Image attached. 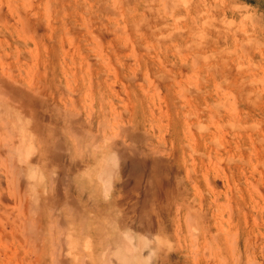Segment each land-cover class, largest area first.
<instances>
[{"label": "rangeland", "instance_id": "rangeland-1", "mask_svg": "<svg viewBox=\"0 0 264 264\" xmlns=\"http://www.w3.org/2000/svg\"><path fill=\"white\" fill-rule=\"evenodd\" d=\"M262 166L264 0H0V264H109L130 231L148 264H264Z\"/></svg>", "mask_w": 264, "mask_h": 264}, {"label": "bare ground", "instance_id": "bare-ground-1", "mask_svg": "<svg viewBox=\"0 0 264 264\" xmlns=\"http://www.w3.org/2000/svg\"><path fill=\"white\" fill-rule=\"evenodd\" d=\"M103 94V93H102ZM37 96V95H36ZM101 96V95H100ZM103 96V95H102ZM101 98H103V97H101ZM104 99V98H103ZM190 99V98H189ZM188 98H187V100H189ZM100 100V99H99ZM102 102L103 101H105V100H101ZM107 102V101H106ZM101 103V102H100ZM104 103V102H103ZM103 103H101V105L103 104ZM186 103L188 104V101H186ZM190 105V104H189ZM102 107H104V105L102 106ZM102 109V108H101ZM104 110V109H103ZM179 114H180V112H179ZM9 115V114H8ZM8 115H6V116H8ZM93 115V114H92ZM185 115H186V111H185ZM10 118H11V116H9ZM14 118V117H13ZM17 118H19V117H17ZM12 119V118H11ZM16 119V118H15ZM14 119V120H15ZM22 120V119H21ZM20 120V121H21ZM92 120H93V117H92ZM91 120V121H92ZM101 120V119H100ZM12 121V120H11ZM16 121H17V119H16ZM90 121V120H89ZM14 123V122H13ZM13 123L11 124V125H13ZM186 123V122H185ZM19 124H21V122L19 123ZM19 124L18 123H16V126L18 125L19 126ZM15 125V124H14ZM98 125H99V127H100V125H101V123L99 124L98 123ZM21 126V125H20ZM19 126V127H20ZM12 127V126H11ZM27 127V126H26ZM26 129V128H25ZM24 129V130H25ZM11 131H13V130H11ZM26 131V130H25ZM14 132V134L12 135V137H14L15 136V132L16 131H13ZM17 132H18V130H17ZM19 133V135H20V133H21V131L20 132H18ZM18 133H17V135H18ZM25 133V132H24ZM27 133H28V131H27ZM26 134V133H25ZM25 134L23 135V132H22V135H21V139H22V141L21 140H19V141H21V142H19V144L17 143V145L18 146H16V147H14V146H12V148L11 149H9L10 147H8V149L10 150H8L7 152H8V154H9V152L11 153L10 154V158H12V157H14V159H9V160H11V161H13L11 164H12V166L15 164L16 165V167L14 166L13 167V169L15 170H17V173H18V177L20 178V179H22L23 181H24V185H25V187L27 188V191H28V197L30 198H28V200H31L32 199V201H34L35 202V204H37L38 203V201H39V198H41V197H39V195H38V193L36 192V188H37V186H41V184H43V182H44V176H43V174L39 171V169H37V168H34L36 165L35 164H33V165H35V166H31L30 164H31V162H30V164H28L29 162H28V160H29V157L33 154V152H34V147L35 146H33V144L31 143V142H33V141H31L29 138H27V136L26 137H24L25 136ZM29 134V133H28ZM16 135V136H17ZM107 135V134H106ZM111 135V134H110ZM30 137V136H29ZM107 137V136H106ZM15 138V137H14ZM36 138V137H35ZM108 138V139H107ZM106 139L107 140H109V138L110 137H107ZM112 139H113V137H111ZM110 138V140H112ZM17 139V138H16ZM32 140H33V136H32ZM35 140V139H34ZM18 141V140H17ZM24 141V142H23ZM79 140L77 139V142H78ZM95 141H96V139H95ZM95 141H93V143L94 144H96V142ZM14 142V141H13ZM103 142V141H102ZM108 143L110 142V141H107ZM106 142V143H107ZM105 143V142H104ZM77 144V143H76ZM78 145H79V143H78ZM97 145V144H96ZM96 145H94V146H96ZM106 145V144H105ZM4 147V146H3ZM77 148H78V146H77ZM93 148V147H92ZM94 148H96V147H94ZM192 148V147H191ZM80 149H81V147H80ZM36 150V149H35ZM93 151H95V149L93 150ZM108 153V152H107ZM115 154V153H114ZM113 153H109V155H107L106 156V160L104 161H102L103 163H101V165H103L104 164V162H105V164H106V166L105 165H103V166H101V167H104L102 170H101V172L99 173V171H100V169H99V171H98V173H97V176H98V178H99V184L101 185L100 187L102 188V192H103V194L105 195L104 197H105V199L107 198V196H109V193H110V190H111V187H112V182H113V179L115 178L114 177V173L116 172H114V169H116L115 167H116V164H117V158H116V156L114 155ZM11 155H12V157H11ZM11 161H9V162H11ZM15 162V163H14ZM44 162V161H43ZM14 163V164H13ZM34 163V162H33ZM10 164V165H11ZM220 164V163H219ZM45 165V164H44ZM46 166V165H45ZM50 166V165H49ZM37 167V166H36ZM41 167V166H40ZM100 167V166H99ZM100 167V168H101ZM263 168H264V166H262ZM11 168V167H10ZM86 168V167H85ZM12 169V168H11ZM12 169V170H13ZM223 169V168H222ZM15 170V171H16ZM40 170H41V168H40ZM52 170V169H51ZM50 170V171H51ZM53 170H55V169H53ZM83 170H85V169H83ZM88 170H90V169H88ZM244 170V169H243ZM49 171V170H48ZM57 171V170H56ZM12 172H14V171H12ZM58 172V171H57ZM87 172V171H86ZM16 173V172H15ZM52 173V175L54 174L53 172H50V174ZM56 173V172H55ZM99 174V175H98ZM15 175V174H14ZM83 175V174H82ZM262 175V174H261ZM54 176V175H53ZM60 176V175H59ZM227 176V175H226ZM49 177V176H48ZM52 177V176H51ZM73 177V176H72ZM88 177V176H87ZM262 177V176H261ZM11 178H14L13 176L11 177ZM20 179H18V180H20ZM51 179V178H50ZM50 179H49V181H50ZM71 179V178H70ZM57 180V179H56ZM74 180V179H73ZM264 180V179H263ZM52 181V180H51ZM66 182V181H65ZM71 182V181H70ZM263 182V181H262ZM21 183H23V182H21ZM52 183V182H51ZM81 183V182H80ZM84 183H86V182H84ZM88 184V183H87ZM98 184V185H99ZM50 185V184H49ZM48 185V186H49ZM51 185H53V184H51ZM45 186V185H44ZM47 187V186H46ZM91 187V186H90ZM43 188H45V187H43ZM51 188H52V186H51ZM50 188V189H51ZM84 188V187H83ZM25 189V188H24ZM49 189V188H48ZM44 190V189H43ZM42 190V191H43ZM54 190V189H53ZM45 191V190H44ZM258 191V190H257ZM39 193H41V191L39 192ZM48 193V192H47ZM54 193V192H53ZM44 194H45V192H44ZM44 194H42V195H44ZM260 194V193H259ZM46 195V194H45ZM44 195V196H45ZM1 196V195H0ZM92 196V195H91ZM231 196V195H230ZM260 196H261V194H260ZM259 196V197H260ZM25 196H23V198H24ZM103 197V196H102ZM241 197V196H240ZM262 197V196H261ZM97 198V197H96ZM0 199H2V198H0ZM92 199V198H91ZM263 199V198H262ZM24 200V199H23ZM201 200H202V198H201ZM231 200V199H230ZM256 201V200H255ZM1 202V201H0ZM34 202H32V203H34ZM30 203V202H29ZM27 204V203H26ZM31 204V203H30ZM29 204V205H30ZM33 205V204H32ZM31 205V206H32ZM39 205H40V203H39ZM44 205V204H43ZM264 205V204H263ZM42 206V205H41ZM40 206V207H41ZM33 207H35V205H33ZM48 207H50V206H48ZM264 207V206H263ZM37 208V207H36ZM39 208V207H38ZM51 208V207H50ZM53 208V207H52ZM55 208V207H54ZM53 208V209H54ZM57 208V207H56ZM74 208H75V206H74ZM33 209V208H32ZM35 209V208H34ZM28 210H30L31 211V207H30V209H28ZM56 210V209H55ZM60 210V209H59ZM58 210V211H59ZM225 210H226V208H225ZM29 211V212H30ZM36 211V210H35ZM34 211V212H35ZM57 211V212H58ZM70 211V210H69ZM231 212H232V210H230ZM25 212V211H24ZM23 212V213H24ZM26 212H27V210H26ZM33 212V213H34ZM39 212V211H38ZM71 212V211H70ZM73 212V211H72ZM32 212H30V213H28L29 214V216L30 215H32V216H27L28 218L26 219V220H28L29 218H32L34 215L33 214H31ZM25 214V213H24ZM27 214V215H28ZM22 215V214H21ZM64 216V215H63ZM73 216V215H72ZM81 217H82V215H80ZM24 217H26V214L24 215ZM35 217H37L36 215H35ZM62 217V216H61ZM95 217V216H94ZM229 217H231V216H229ZM39 218V217H38ZM64 218V217H63ZM83 218V217H82ZM23 219V218H22ZM34 219V218H33ZM85 219V218H84ZM25 219H23V221H26ZM31 219H29L28 221H30ZM86 220V219H85ZM189 220V219H188ZM34 221L36 222V225L38 224L37 223V221H39V220H35L34 219ZM34 221H32L31 220V222L33 223ZM41 221V220H40ZM75 221V220H74ZM83 221V220H82ZM87 221V220H86ZM86 221H84V222H86ZM27 222V221H26ZM34 222V223H35ZM76 222V221H75ZM32 223H30V224H28V226H30ZM40 223V222H39ZM70 224H72V223H70ZM69 224V225H70ZM98 224V223H97ZM109 224V223H108ZM20 225H21V223H20ZM26 225V224H25ZM76 225V224H75ZM24 226V225H23ZM27 226V227H28ZM60 226V225H59ZM71 226V225H70ZM69 226V227H70ZM80 226V225H79ZM83 226H84V223H83ZM93 227V226H92ZM191 227V226H190ZM32 227H30V229H31ZM61 228H63L64 229V227L62 226ZM60 228V229H61ZM66 228V227H65ZM77 228H79V227H77ZM81 228V227H80ZM221 228V227H220ZM30 229H28V232H29V230ZM53 229V228H52ZM59 229V230H60ZM75 228H73V230H74ZM81 229H83V228H81ZM85 229V228H84ZM202 229H203V227H202ZM54 230V229H53ZM67 230H69V229H67ZM89 230V229H88ZM94 230V229H93ZM193 230V229H192ZM204 230H205V228H204ZM219 230V229H218ZM217 230V231H218ZM35 231V230H34ZM61 232L63 231V230H60ZM84 231V230H83ZM65 232V231H64ZM73 232V231H72ZM81 232V231H80ZM131 232V231H130ZM127 233V234H125V236L123 237L124 239H125V241H126V245H125V247H123L122 245L123 244H121L120 242L119 243H117L116 244V242H115V244H113L114 246H115V248L114 247H111L113 250H111L110 248H108L107 246H111L112 244H110V245H107L106 247L108 248H106L107 250H109V252H111L112 253V255H111V258H110V262H109V260H108V257H107V262H109V264H142L143 262H144V264L146 263V264H148L147 262H149V261H151L152 259V255H153V253H149V255L147 256V257H144V258H146L145 260H143L142 262H141V260L142 259H144V258H141L142 256H141V251L139 252V250H140V248H142V247H145V245L147 244V242L148 241H143V239L141 240V239H138L139 237L137 236V235H132L131 233ZM201 232V231H200ZM205 232V231H204ZM203 232V233H204ZM207 232V231H206ZM219 233H220V231H218ZM31 233H32V231H31ZM35 233H36V231H35ZM38 233V232H37ZM125 233V232H124ZM123 233V234H124ZM34 234V233H33ZM139 234V233H138ZM36 235V234H35ZM35 235H34V238H35ZM40 235V234H39ZM64 236L65 235H69V234H63ZM37 236V235H36ZM73 236V235H72ZM96 236V235H95ZM138 238H137V237ZM235 236V235H234ZM12 237H13V235H12ZM30 237V236H29ZM43 236H41V238H42ZM63 237V236H62ZM76 237V236H75ZM79 237V236H78ZM87 237V236H86ZM117 237V236H116ZM30 238H32V237H30ZM61 238V237H60ZM120 238V237H119ZM144 238V237H143ZM27 239V238H26ZM64 239V238H63ZM63 239H62V242H64L63 241ZM67 239V241L68 242H66V246H68V249H66V253L69 255V254H71V251H73L72 250V248H74V245H75V242L73 243L69 238H66ZM69 239V240H68ZM72 239V238H71ZM88 239V238H87ZM106 239H107V237H106ZM121 239H122V237H121ZM233 239V238H232ZM25 240V239H24ZM73 240V239H72ZM77 240V239H76ZM120 240V239H119ZM247 240V239H246ZM5 241V240H4ZM31 241V240H30ZM141 241H142V243H141ZM34 242V241H33ZM35 242H37V241H35ZM121 242H122V240H121ZM124 242V241H123ZM77 243V242H76ZM107 243V242H106ZM28 244H29V242H28ZM31 244H32V242H31ZM40 244V243H39ZM64 244V243H63ZM80 244V243H79ZM93 244H95V243H93ZM30 245V244H29ZM28 245V246H29ZM33 246H31V247H34L35 246V248H37L36 246L37 245H35V244H32ZM60 245V244H59ZM121 245V246H120ZM75 246H77V245H75ZM105 246V245H104ZM152 246V245H151ZM60 247V246H59ZM65 247V246H64ZM78 247V246H77ZM80 247H81V245H80ZM93 247V246H92ZM60 248H62V247H60ZM60 248L58 249V252H60ZM76 248V247H75ZM83 248H84V250H86V252H88V253H90L92 250H90L91 249V247H90V243H89V241H86V242H84V244H83ZM82 248V249H83ZM146 249H147V247H145ZM154 248V247H153ZM1 249V248H0ZM33 249V248H32ZM64 249V248H63ZM81 249V248H80ZM106 249H105V251H106ZM34 250V249H33ZM76 250V249H75ZM79 250V249H78ZM77 250V251H78ZM95 250V249H94ZM152 250V249H151ZM65 251V250H64ZM63 251V253H65ZM103 251V250H102ZM105 251H103V252H105ZM218 251H219V248H218ZM56 252V251H55ZM80 252V251H79ZM138 252H139V254H140V258L141 259H139L138 257ZM146 252V251H145ZM148 252H149V249H148ZM35 252H33V254H34ZM75 253V252H74ZM74 253H72L70 256L73 258V254ZM84 253V252H83ZM107 253H108V251H107ZM143 253V252H142ZM147 253V252H146ZM15 254V253H14ZM101 254H102V252H101ZM213 254V253H212ZM36 256L35 257H37L38 255L37 254H35ZM57 255V254H56ZM59 255H60V253H59ZM58 255V256H59ZM65 255V254H64ZM65 256V257H70V256ZM75 255V254H74ZM147 255V254H146ZM77 256V255H76ZM94 256V255H93ZM44 257V256H43ZM62 257H63V255H62ZM84 257V256H83ZM60 258V257H59ZM100 258H101V256H100ZM31 259V258H30ZM34 259V258H33ZM68 259V258H67ZM71 259V258H70ZM87 258H85V260H86ZM151 259V260H150ZM58 260V259H57ZM57 260H55L54 259V262L55 261H57ZM72 260V259H71ZM75 260V259H74ZM89 260V259H88ZM149 260V261H148ZM37 261V260H36ZM38 262V261H37ZM58 262V261H57ZM56 262V263H57ZM68 262V261H67ZM75 262V261H74ZM89 262V261H88ZM105 262V261H104ZM10 263H12V262H10ZM35 263V262H34ZM55 263V264H56ZM63 262H61V264H62ZM106 263V262H105ZM14 264V263H13ZM37 264H39V263H37ZM58 264V263H57ZM60 264V263H59ZM71 264V263H70ZM88 264V263H87ZM91 264V263H90ZM152 264V263H151Z\"/></svg>", "mask_w": 264, "mask_h": 264}]
</instances>
